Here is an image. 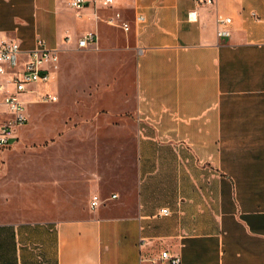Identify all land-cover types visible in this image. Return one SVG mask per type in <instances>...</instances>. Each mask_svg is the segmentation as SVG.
I'll return each instance as SVG.
<instances>
[{
  "label": "crops",
  "instance_id": "1",
  "mask_svg": "<svg viewBox=\"0 0 264 264\" xmlns=\"http://www.w3.org/2000/svg\"><path fill=\"white\" fill-rule=\"evenodd\" d=\"M115 12L129 31L103 21ZM218 15L232 18L228 36ZM89 31L97 53L132 56L134 88L104 103L131 113L133 180H122L124 140L97 138L115 162L90 181L105 202L61 220L0 216V264H140L163 250L182 264H264V0H0V43L18 41L22 57L38 38L61 57Z\"/></svg>",
  "mask_w": 264,
  "mask_h": 264
},
{
  "label": "rangeland",
  "instance_id": "2",
  "mask_svg": "<svg viewBox=\"0 0 264 264\" xmlns=\"http://www.w3.org/2000/svg\"><path fill=\"white\" fill-rule=\"evenodd\" d=\"M114 39L107 44H114ZM116 42L122 44L123 40L117 38ZM99 49L100 45L64 49L58 76L49 83L33 86L41 93L57 94L56 102H33V93L22 95L29 121L19 129V140L13 146L0 149L3 219L61 220L83 216L92 197L91 178L100 176L104 165L115 164L100 159L102 146L97 138L124 140L120 160L122 180L126 185L133 180L131 113L104 103L110 98L106 92L134 88L132 56L97 53ZM101 57L113 59L100 62ZM117 57L126 58L127 66L119 63ZM91 91L96 94L92 101L85 95ZM115 147L110 145V149ZM92 152L98 153L97 159H93L96 155Z\"/></svg>",
  "mask_w": 264,
  "mask_h": 264
},
{
  "label": "built area",
  "instance_id": "3",
  "mask_svg": "<svg viewBox=\"0 0 264 264\" xmlns=\"http://www.w3.org/2000/svg\"><path fill=\"white\" fill-rule=\"evenodd\" d=\"M197 6H210L215 0H194ZM94 6L97 0H69L71 8L79 10L90 3ZM102 5L109 9L113 5V0H101ZM195 12L189 13L192 19ZM96 17L99 16L96 14ZM137 22L144 21L142 15L136 16ZM109 25L119 26L124 31L131 29L129 21L123 19L120 12H115L103 19ZM217 35L228 36L229 26L232 18L218 15L216 18ZM99 37L96 32L89 31L76 40L77 49H86L90 46H98ZM23 51L16 40H5L0 43V149L9 148L13 140L17 138L20 128L29 121L26 108V101L22 95L33 93V102L48 103L56 102L58 95L54 92H39L33 88L38 83H49L56 78V73L60 68V50L51 48L46 41L38 38L33 48L22 57ZM117 195L112 194L111 198ZM105 200L95 194L92 196L89 207L91 210L98 209ZM160 214L169 215L170 210L163 208ZM140 264H182L180 255L173 254L168 250H163L157 257L142 256Z\"/></svg>",
  "mask_w": 264,
  "mask_h": 264
}]
</instances>
